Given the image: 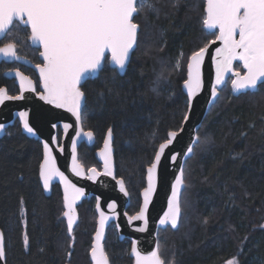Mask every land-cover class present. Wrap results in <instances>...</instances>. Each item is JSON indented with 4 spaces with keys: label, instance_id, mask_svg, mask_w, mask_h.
Returning a JSON list of instances; mask_svg holds the SVG:
<instances>
[{
    "label": "trees",
    "instance_id": "trees-1",
    "mask_svg": "<svg viewBox=\"0 0 264 264\" xmlns=\"http://www.w3.org/2000/svg\"><path fill=\"white\" fill-rule=\"evenodd\" d=\"M151 2L152 8L137 7L132 18L138 25L136 47L124 73L110 67L106 57L98 74L80 85L85 97L81 123L94 141L78 146V161L85 169L98 167L94 152L111 130L115 176L126 187L130 215L139 208L145 171L158 145L185 116L181 84L188 59L216 36L203 28L204 0ZM15 25L18 40L8 34ZM27 36L28 29L14 22L0 45L14 43L17 54L36 61L37 49ZM7 67L0 62V86L13 95L18 89L4 75ZM197 138L183 167L178 226L158 230L163 264H264V79L254 91L237 96L228 79ZM41 159V143L24 134L17 120L4 129L0 229L6 263L91 264L94 198L77 205L78 220L68 233L59 185L52 184L49 195L40 185ZM129 245L127 238H117L113 223L106 227L103 249L109 264H132Z\"/></svg>",
    "mask_w": 264,
    "mask_h": 264
},
{
    "label": "water",
    "instance_id": "water-1",
    "mask_svg": "<svg viewBox=\"0 0 264 264\" xmlns=\"http://www.w3.org/2000/svg\"><path fill=\"white\" fill-rule=\"evenodd\" d=\"M136 1L0 0V38L14 21L20 22L28 27V41L40 49L42 61L33 64L16 54L12 45L0 46V61L16 60L33 68L41 90L36 92L33 81L20 70H6L18 92L11 95L0 86V136L17 120L24 134L39 140V182L45 195L52 184L59 185L68 233L78 220L77 205L94 198L92 264H109L103 240L110 223L119 240L130 241L132 264H163L158 230L178 226L183 167L218 90L230 79L231 94L237 96L254 91L264 79V0H204L203 28L216 31V36L188 59L181 84L187 98L185 116L179 129L158 145L145 171L139 208L130 215L126 187L115 176L111 130L94 152L99 170L85 169L77 150L81 143L94 141L93 133L82 127L85 97L80 85L98 74L106 57L110 67L124 73L136 47L138 25L132 21ZM0 264H7L1 229Z\"/></svg>",
    "mask_w": 264,
    "mask_h": 264
},
{
    "label": "flooded vegetation",
    "instance_id": "flooded-vegetation-1",
    "mask_svg": "<svg viewBox=\"0 0 264 264\" xmlns=\"http://www.w3.org/2000/svg\"><path fill=\"white\" fill-rule=\"evenodd\" d=\"M14 22H17V21H14ZM13 22V23H14ZM12 23V24H13ZM20 25H22L20 22H18ZM22 26H24V25H22ZM24 27H26V26H24ZM27 28V27H26ZM28 29V28H27ZM29 29H28V36H27V41H28V37H29ZM28 43H29V41H28ZM3 45H5V44H3ZM10 45H12L13 47H14V51H15V45H14V43H11ZM29 45H30V43H29ZM0 46H2V45H0ZM31 46V45H30ZM31 47H33V48H36L37 49V59H36V61H30L28 58V60L31 62V63H33V64H42V61H40V59L38 58V53H39V51H40V49L38 48V47H34V46H31ZM17 54V53H16ZM19 55V54H18ZM24 57V56H23ZM26 58V57H25ZM0 62H4L5 64H7L8 65V67L6 68V70H8V69H18V70H20L21 72H23L25 75H27L32 81H33V83H34V85H35V88H36V92H39V91H41L40 89H39V80H38V76H37V74H36V72H35V70L33 69V68H31L30 66H28V65H25V64H23V63H20V62H18V61H16V60H11V61H4V60H1ZM236 64V63H235ZM237 64H239V63H237ZM234 68H235V65H234ZM236 70H239L241 73H243V70L242 69H237V68H235ZM5 70V71H6ZM5 71H4V73H5ZM5 75V74H4ZM6 78H8V77H6ZM9 80H12V82L14 83V80L12 79V78H8ZM15 84V83H14ZM17 87V86H16ZM18 89V88H17ZM18 92V91H17ZM17 92L15 93V94H17ZM15 94H13V95H15ZM58 138H59V134H58ZM96 169H100V164H99V166L98 167H95Z\"/></svg>",
    "mask_w": 264,
    "mask_h": 264
},
{
    "label": "rangeland",
    "instance_id": "rangeland-1",
    "mask_svg": "<svg viewBox=\"0 0 264 264\" xmlns=\"http://www.w3.org/2000/svg\"><path fill=\"white\" fill-rule=\"evenodd\" d=\"M136 6L138 8L141 7V8H144V9H148V8L150 9V8H152V2H151V0H137ZM16 27L17 26L15 25V27H13V29H11L8 34H9V36H12L13 39L18 40V38H19L18 33L19 32H18ZM177 60L179 61V57L177 58ZM61 217H62V214H61ZM71 245H72V240L70 241V246ZM69 255H70V252L67 253L68 257H69Z\"/></svg>",
    "mask_w": 264,
    "mask_h": 264
},
{
    "label": "bare ground",
    "instance_id": "bare-ground-1",
    "mask_svg": "<svg viewBox=\"0 0 264 264\" xmlns=\"http://www.w3.org/2000/svg\"><path fill=\"white\" fill-rule=\"evenodd\" d=\"M201 126V125H200ZM59 134V133H58ZM59 139V138H58ZM185 185V184H184ZM183 191V190H182ZM77 215H78V213H77ZM62 217H63V213H62ZM64 218V217H63ZM65 220V219H64ZM91 249V248H90ZM90 251V250H89ZM90 259V258H89ZM90 262H91V260H90ZM91 264H92V262H91Z\"/></svg>",
    "mask_w": 264,
    "mask_h": 264
}]
</instances>
